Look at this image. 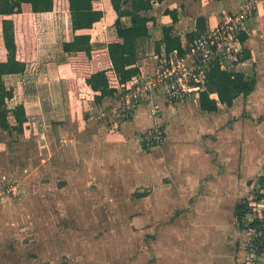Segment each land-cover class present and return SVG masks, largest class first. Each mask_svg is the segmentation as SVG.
Listing matches in <instances>:
<instances>
[{
  "label": "crops",
  "instance_id": "0c3cea01",
  "mask_svg": "<svg viewBox=\"0 0 264 264\" xmlns=\"http://www.w3.org/2000/svg\"><path fill=\"white\" fill-rule=\"evenodd\" d=\"M102 2L103 19L93 29L78 32L91 34L94 48L104 47L109 39L116 37L114 24L117 13L111 0ZM241 3L240 0H164L149 15L159 16L164 25L172 26L173 37L180 38L184 45L188 42L187 35L197 30L200 17L205 18L206 28H211L220 19L218 14L225 15L239 8ZM261 7L260 12L253 16L257 23V17L264 14V5ZM168 10L177 11L178 22H173L172 16L166 13ZM253 17L248 20L251 21ZM122 20L126 25L131 24L129 17ZM257 23V28H253L254 33L259 26ZM249 28L245 32L248 39L243 43V51L250 49L252 57L225 69L255 77L256 89L247 97L240 96L232 107L221 105L217 112L201 109L200 93L175 104L160 97L156 101L157 116L153 115V106H143L132 120L118 122L109 115L115 125L101 127L92 119L95 118L94 114L98 116L97 109L106 104L96 103L95 93L83 79L80 80L83 98L91 95L92 101L89 106L88 103L81 106V112L75 109L74 93L69 90L67 78L62 73L71 55L63 51L61 44L57 47L56 61L34 62L24 74L5 76L6 83L13 78V100L17 101L16 105L24 104L33 125L49 133L57 121H81L79 116L85 112L83 125L80 123L74 129L75 137L72 130L66 131L69 137L65 142L67 145L71 142L72 147L80 150L104 145L109 148L107 150L111 157L104 165L109 167L112 161L115 173L126 175L134 165L141 168L137 175L145 182L159 181V212L172 217L168 222L161 219L163 222L159 225V264H247L248 227L239 226L237 206L245 195L241 188L244 182L264 177L259 174L264 168V153L259 147L260 138L264 137V120H259V116L253 112L257 111L254 102L264 101V79L259 76V69L255 68V52L249 47V44H253L249 41ZM157 40L155 31L151 30L149 37L137 41L139 65L144 72H152L156 68V57L165 51L162 47L161 53H157ZM251 62L253 70L249 72L244 68ZM213 97L217 98V95ZM104 115L101 113L99 118H104ZM155 124L166 129V140L152 149L148 161L149 157L144 152L149 150L143 147L139 135ZM60 127H63L62 124ZM111 128L114 130L111 131ZM128 179L132 182L138 180L135 177ZM147 186H137L133 189V195L136 196L141 192V187ZM261 188L263 191L264 187Z\"/></svg>",
  "mask_w": 264,
  "mask_h": 264
},
{
  "label": "rangeland",
  "instance_id": "374dc122",
  "mask_svg": "<svg viewBox=\"0 0 264 264\" xmlns=\"http://www.w3.org/2000/svg\"><path fill=\"white\" fill-rule=\"evenodd\" d=\"M255 18L247 22L253 43L249 47L255 52V68L264 79V37L260 26L253 31L257 28ZM244 69L252 72L253 62ZM12 81L7 80L9 87ZM73 95L75 109L80 112L81 106L92 101L91 95L83 98L82 91L80 98ZM16 103L10 101L9 107ZM254 105V115L264 120V101ZM111 108L106 104L97 109L99 114H94L92 121L101 127L115 125L109 117ZM83 113L81 121H57L49 133L31 122L30 136L0 128V186L8 190L16 183L18 189L16 195L0 196V264H159V225L161 219L168 222L172 218L159 212V181L145 182L137 175L141 168L134 165L128 166L126 175L115 173L112 161L105 166L111 157L104 145L87 150L76 149L69 141L67 145L66 131L74 133L75 127L83 125ZM260 139L264 153V137ZM152 149L144 152L148 161ZM259 174L264 176V168ZM133 177L138 180L128 179ZM260 178L245 181L243 190L239 186L245 192L241 202H263L260 206H264ZM142 185L148 186L141 187L140 193L149 190V195L137 198L133 189Z\"/></svg>",
  "mask_w": 264,
  "mask_h": 264
},
{
  "label": "trees",
  "instance_id": "16d2710c",
  "mask_svg": "<svg viewBox=\"0 0 264 264\" xmlns=\"http://www.w3.org/2000/svg\"><path fill=\"white\" fill-rule=\"evenodd\" d=\"M163 1L111 0L118 16L114 24L116 37L109 39L106 46L94 48L91 34L78 32L93 29L103 19L102 0H0V128L30 136L31 123L24 104L9 107L15 90L7 85L5 76L24 74L34 62L56 61L58 44L71 55L62 69L69 90L80 98V80L83 79L95 93L96 103L108 106L112 105L122 85L142 73L137 41L149 37L151 30L158 38L157 53L160 54L163 47L168 57L174 52L182 56V40L173 37V27L164 25L161 17L149 15ZM166 13L172 16L174 23L178 22L177 11ZM124 17L130 18V25L123 22ZM257 20L264 37V14ZM206 30V20L200 17L197 30L187 35L188 42L201 37ZM247 39L244 32L241 41L245 44ZM251 57L250 49L245 48L240 61ZM205 81L206 89L200 92L199 103L206 112H217L221 105L232 107L240 96H249L257 86L255 77L241 71H228L217 62L206 73ZM261 180L264 184V177ZM147 194L136 193V196ZM248 206L249 202L237 206L240 222Z\"/></svg>",
  "mask_w": 264,
  "mask_h": 264
},
{
  "label": "built area",
  "instance_id": "2783aa9c",
  "mask_svg": "<svg viewBox=\"0 0 264 264\" xmlns=\"http://www.w3.org/2000/svg\"><path fill=\"white\" fill-rule=\"evenodd\" d=\"M262 0H247L238 10L221 17L217 24L192 42H186L183 55L177 52L168 57L166 52L156 57V68L135 76L122 85L112 103L110 111L117 121H130L143 106H153L157 116V99L164 98L170 104L185 102L205 90V75L214 63L223 68L240 63L243 51L241 35L247 31V20L257 15ZM105 114V113H104ZM166 140V129L155 124L146 129L140 138L145 149L162 145ZM5 189L0 186V196L16 195L18 189ZM263 194V193H262ZM249 203L248 212L243 222L248 227L247 264H264V206Z\"/></svg>",
  "mask_w": 264,
  "mask_h": 264
},
{
  "label": "flooded vegetation",
  "instance_id": "af4514ba",
  "mask_svg": "<svg viewBox=\"0 0 264 264\" xmlns=\"http://www.w3.org/2000/svg\"><path fill=\"white\" fill-rule=\"evenodd\" d=\"M238 222H239V226H241V227H244V228H247V225L242 221V222H240L239 220H238ZM243 225V226H242Z\"/></svg>",
  "mask_w": 264,
  "mask_h": 264
}]
</instances>
